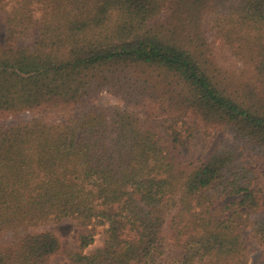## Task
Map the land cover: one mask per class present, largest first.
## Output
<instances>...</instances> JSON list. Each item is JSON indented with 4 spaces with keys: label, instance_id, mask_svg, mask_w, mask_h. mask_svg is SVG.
Instances as JSON below:
<instances>
[{
    "label": "trees",
    "instance_id": "trees-1",
    "mask_svg": "<svg viewBox=\"0 0 264 264\" xmlns=\"http://www.w3.org/2000/svg\"><path fill=\"white\" fill-rule=\"evenodd\" d=\"M0 26V117L34 114L0 125V264H248L249 239L264 252V0H0ZM208 28L238 73L215 65ZM102 92L146 111L92 103ZM190 116L227 139L179 161L164 144ZM64 218L79 251L52 263L61 241L37 228Z\"/></svg>",
    "mask_w": 264,
    "mask_h": 264
},
{
    "label": "rangeland",
    "instance_id": "rangeland-1",
    "mask_svg": "<svg viewBox=\"0 0 264 264\" xmlns=\"http://www.w3.org/2000/svg\"><path fill=\"white\" fill-rule=\"evenodd\" d=\"M38 16L37 13L34 14ZM3 30L0 26V36H2ZM205 37H207V44L212 54V59L215 65H220L221 68L228 69L229 72H236V68L240 67L241 61L237 57L230 55L229 49L223 44L224 42L219 39L215 30L207 29L205 32ZM127 99L125 101L121 96H115L110 93L102 92L100 93L93 101L95 105L99 106H109V105H118L121 107H127L133 112V114L141 113L146 111V107H141V110L137 106L133 105V99H129V105H127ZM153 109V106L149 110ZM41 117L50 120L57 121L59 120L58 116L51 112H43L40 114ZM34 117L33 113H21L15 116L0 117V125H10L16 122H26ZM186 126L188 128V133L184 130L182 140L183 143H165L164 146L169 149L170 153L173 154L179 161H195L198 159H205L209 153L216 148L222 141L227 139V135L223 132L214 130V129H204L198 121L190 116L186 119ZM161 123L159 121L153 120L150 125L152 128H156L157 134H159L163 139L167 137L164 133H161V128H159ZM167 125V123H164ZM185 129V126H183ZM169 140H171L169 138ZM252 189L257 193L261 199L262 208L264 209V177L261 173H257L256 178L252 182ZM48 229L53 231L61 241L62 249L59 254H57L53 259L52 263H61L65 262V253L78 252L79 251V242L77 239V234L79 232L78 224L70 219L64 218L58 222H47L39 226L37 230ZM12 233H7L5 239H11ZM105 239L104 227H99L95 236L94 242L89 245L84 253L90 254L100 248ZM248 253H249V263L248 264H264V252L263 249L257 245L253 240L248 241ZM167 248H170V241H167Z\"/></svg>",
    "mask_w": 264,
    "mask_h": 264
}]
</instances>
